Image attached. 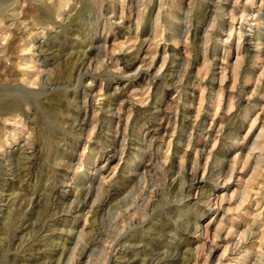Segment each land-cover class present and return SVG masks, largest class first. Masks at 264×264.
Listing matches in <instances>:
<instances>
[{
	"label": "rangeland",
	"instance_id": "obj_1",
	"mask_svg": "<svg viewBox=\"0 0 264 264\" xmlns=\"http://www.w3.org/2000/svg\"><path fill=\"white\" fill-rule=\"evenodd\" d=\"M134 246L264 264V0H0V264Z\"/></svg>",
	"mask_w": 264,
	"mask_h": 264
},
{
	"label": "bare ground",
	"instance_id": "obj_2",
	"mask_svg": "<svg viewBox=\"0 0 264 264\" xmlns=\"http://www.w3.org/2000/svg\"><path fill=\"white\" fill-rule=\"evenodd\" d=\"M190 175V174H189ZM191 177H193V180L196 181V175L194 178V175H191ZM193 188V185H192ZM79 205V204H78ZM56 221V220H55ZM57 222V221H56ZM59 222V221H58ZM148 223V222H147ZM152 223V222H151ZM145 223H142V225ZM153 224V223H152ZM54 225V224H53ZM150 227V226H149ZM144 228V227H143ZM160 228V227H159ZM148 229V228H147ZM146 229V230H147ZM163 229V230H162ZM162 229L158 230L159 233L165 232L167 234V232H171L174 231V229L176 230L175 227L171 226L169 227L164 226ZM164 229L166 231H164ZM97 234V233H96ZM98 237H103V233H99ZM146 239V238H145ZM151 241V239H149ZM149 240H146L145 242H148ZM135 247V246H134ZM129 247L126 250L124 249L123 252V256L125 258V262L124 264H141V262H144L146 259H142L140 260V256L142 257H149V260L145 261V264H175L178 261L177 256H167V255H162L160 252V248L155 247L152 253H148L146 251H144L141 248H137L136 247ZM119 260V259H118ZM180 264V263H179ZM182 264V263H181Z\"/></svg>",
	"mask_w": 264,
	"mask_h": 264
}]
</instances>
